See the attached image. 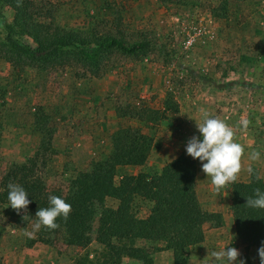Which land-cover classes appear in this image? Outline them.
Segmentation results:
<instances>
[{
	"label": "rangeland",
	"instance_id": "1",
	"mask_svg": "<svg viewBox=\"0 0 264 264\" xmlns=\"http://www.w3.org/2000/svg\"><path fill=\"white\" fill-rule=\"evenodd\" d=\"M29 1L34 18L49 28L109 33L150 47L133 55L103 53L98 66L82 59L78 49L53 61H32L8 50L0 25V192L10 168L32 158L39 147L42 134L34 125L39 115L53 131L52 150L39 159L36 171L48 188L63 189L89 170L110 151L112 134L128 126L150 134L152 148L143 165L118 166L115 180L139 172L155 178L164 164L188 155L192 136L202 140L195 120L205 111L231 126L244 149L261 153V163L252 168L264 178V0ZM3 12L12 18L10 8ZM20 38L35 47L32 38ZM242 119L250 121L247 129ZM194 160L200 205L222 219L204 224V240L185 251L186 264H210L208 252L227 246L237 248L245 264H260V246L237 237L233 183L217 194L201 161ZM7 204L0 197V264H73L85 254L94 264L103 262L97 217L77 239L63 229L53 234L40 229L29 238L25 233L35 221L23 220L26 210L17 213ZM105 204L116 208L119 201L107 197ZM152 205L142 196L131 203L137 218L147 217ZM144 245L162 246L135 242ZM119 264L142 263L123 255Z\"/></svg>",
	"mask_w": 264,
	"mask_h": 264
},
{
	"label": "trees",
	"instance_id": "2",
	"mask_svg": "<svg viewBox=\"0 0 264 264\" xmlns=\"http://www.w3.org/2000/svg\"><path fill=\"white\" fill-rule=\"evenodd\" d=\"M4 7L12 10L11 19L5 16ZM0 25L5 31L4 44L8 50L32 61H53L68 49H78L82 59L98 66L103 53L133 55L150 47L146 42L129 43L109 33H85L61 26L49 28L34 18L29 0H0ZM20 36L32 38L35 47ZM34 125L42 134L39 147L32 158L13 165L5 174L0 197L8 200L9 183L22 186L31 201L26 213L35 222L36 211L50 206V195L65 199L72 206L67 220L58 218L59 227L55 230L41 229L50 234L63 229L73 239L81 236L85 224L97 217L96 241L103 246L101 264H119L123 255L142 264H153L152 253L167 249L172 250L174 264H186L188 256L185 251L204 240V224L209 221L221 223L219 213L209 212L200 205L195 190L196 162L188 155L181 154L164 164L155 178L139 172L124 174L115 180L118 166L143 165L152 148V136L136 127L117 129L112 134L110 151L89 170L76 174L65 188H48L36 171L39 159L52 150L49 147L53 131L47 126L45 115L36 116ZM257 176L253 171L248 182L232 184L231 207L237 237L261 247L264 242V209L246 204L247 197H254L255 189L264 191V178L259 176L257 179ZM135 196L153 203L147 217L137 218L133 213L131 203ZM107 197L117 199L118 206L108 207L105 204ZM137 239L159 242L162 246L152 250L145 245L136 247ZM94 263L85 254L73 264Z\"/></svg>",
	"mask_w": 264,
	"mask_h": 264
},
{
	"label": "clouds",
	"instance_id": "3",
	"mask_svg": "<svg viewBox=\"0 0 264 264\" xmlns=\"http://www.w3.org/2000/svg\"><path fill=\"white\" fill-rule=\"evenodd\" d=\"M19 6V5H18ZM191 118V117H190ZM196 121V128L202 136V140L197 136H192L186 145V153L193 159L201 161L202 171L211 178V184L217 194L222 189H227L232 183L237 182L242 171V158L244 156V146L236 142V134L231 126L224 120L210 116L208 112H203V118ZM242 128L247 129L250 121L242 119L240 121ZM261 153L253 151L250 154L251 161L260 160ZM206 161V162H205ZM249 175L253 174V168L249 165L246 169ZM257 179H260L257 176ZM8 205L17 213L26 210L31 201L28 199L26 190L14 183L8 184ZM49 207L39 208L35 217L36 222L33 224V230L26 232L29 238H34L35 232L42 227L49 230H55L59 227L56 222L62 217L67 220L72 206L65 199L50 195L48 197ZM246 204L249 207L264 209V191L260 188L254 190V197H247ZM23 220L28 221L29 216L25 214ZM260 264H264V242L258 249ZM210 264H245L243 260H238L240 252L235 247H226L219 251L208 252Z\"/></svg>",
	"mask_w": 264,
	"mask_h": 264
},
{
	"label": "crops",
	"instance_id": "4",
	"mask_svg": "<svg viewBox=\"0 0 264 264\" xmlns=\"http://www.w3.org/2000/svg\"><path fill=\"white\" fill-rule=\"evenodd\" d=\"M252 152L253 151L250 148L245 149V151H244V156L242 158V171H241V173H245V174H242L241 177L239 175L240 178L238 179V181L248 182L250 175L248 176L247 171L244 172V170H246L249 167V165L251 167H253L257 163H261L260 160H258V161H251L250 160V154ZM153 264H174L171 251L164 250V251L155 253L153 255Z\"/></svg>",
	"mask_w": 264,
	"mask_h": 264
}]
</instances>
